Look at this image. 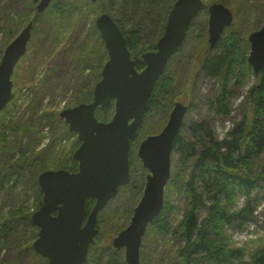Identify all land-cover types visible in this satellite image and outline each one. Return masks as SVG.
<instances>
[{
    "label": "trees",
    "instance_id": "trees-1",
    "mask_svg": "<svg viewBox=\"0 0 264 264\" xmlns=\"http://www.w3.org/2000/svg\"><path fill=\"white\" fill-rule=\"evenodd\" d=\"M113 1L53 0L44 13L36 15L31 0H0V58L5 46L21 28L33 21L32 47L29 50L27 48L30 53L21 58L23 62L26 61V68L21 75V88L24 91L20 93L24 102L18 103V96H15L0 112V189L12 192L11 189L18 184H26L34 192L36 210L42 203L36 181L39 174L52 168L77 171V164L69 153L71 149L77 148V142L72 141L68 154L61 151L57 155L50 151L54 143L66 136L74 137V134L68 132L66 125L58 118V112L53 110L57 102L51 101L48 107H44L43 102L47 96L65 97L69 92L72 96L65 108L90 102L99 72L107 60L103 41L94 25L96 16L106 13L117 24L125 37L134 67L140 72L144 68L140 55L155 50V44L163 34L168 11L175 0ZM202 1L208 5L215 0ZM235 10L240 16L238 7ZM240 11L250 17L248 23L247 18L239 17L243 30L223 32L213 49L202 50L197 63L198 73L214 79L217 84L212 98L206 100L208 110L216 116L228 117L230 114L228 102L232 92L229 84L233 77H237L236 84L243 82L242 76L248 68L247 31L258 30L263 24L264 0H244ZM205 15V8H202L191 21L183 42L170 57L164 74L156 81L143 123L157 112H170L175 77L170 75L168 64L173 56L182 51L183 44L191 35L197 39L198 46L203 45L206 36ZM85 21H90V29L95 32L92 40L74 36L73 31ZM195 55L192 53L190 58ZM41 68L43 71L40 76ZM254 78L255 83L249 88L246 98L248 112L223 139L218 140L208 121L202 120L188 127L189 139L179 131L173 142L172 153L177 160L172 164V154L163 208L149 223L145 234L148 237L152 231L156 235L172 237L175 244L171 251L173 248L175 250L170 264H264V244L253 253H248L249 259L246 261L244 249L231 247L230 237L226 234V227L242 229L246 223L253 222V204L264 199V69ZM192 107L193 103H188V109ZM19 109L23 112L21 116L17 113ZM113 110L114 102L110 101L104 108L95 111V117L107 122ZM184 126L183 122L181 129ZM44 127L47 128V136L43 133ZM158 130L153 134L158 133ZM47 138V145L38 152ZM128 157L130 169H135L132 148L129 149ZM142 182L141 178L138 183L130 178L128 184L118 190L132 189L133 194L129 198L134 196L133 208L141 197ZM171 193L182 194L186 199L182 215L172 221L169 213L174 206L168 203V194ZM239 196H244L245 201L237 208ZM93 205V199L87 201V213ZM132 207L126 205L124 215L127 213L131 216ZM33 212L30 213L28 206L5 210L0 205V264H23L20 258L23 248L26 245L25 251L29 250L28 247H31L37 236V233L35 235L32 232L30 223ZM96 227L100 228L98 221ZM124 227L119 228L118 232ZM140 248V256L144 261L143 246ZM84 264L126 263L123 251L118 252L107 246L101 249L94 240ZM154 264L166 262L156 258Z\"/></svg>",
    "mask_w": 264,
    "mask_h": 264
},
{
    "label": "water",
    "instance_id": "water-1",
    "mask_svg": "<svg viewBox=\"0 0 264 264\" xmlns=\"http://www.w3.org/2000/svg\"><path fill=\"white\" fill-rule=\"evenodd\" d=\"M36 15L42 14L52 0H32ZM208 14L207 43L213 49L224 29L232 26L233 12L223 3L205 6L202 0H175L167 15L163 34L155 50L144 52L138 72L126 46L125 37L106 13L95 19L103 41L107 61L92 90L91 101L66 108L58 117L76 134L78 148L72 159L77 171L46 170L37 176L42 194L40 208L30 216L38 229L31 245L34 253L49 264H83L90 244L98 236V213L114 198L118 189L129 182V147L148 107L156 81L164 74L168 60L183 42L191 21L202 8ZM33 22L29 21L3 49L0 58V112L13 97L11 80L19 60L26 54ZM247 41V63L253 74L264 69V23L251 32ZM114 102L107 122L99 121L95 111ZM188 106L175 102L167 122L156 135L146 136L137 156L147 170L142 195L133 208L129 224L111 240V247L124 252L126 264H140V245L149 223L163 207L164 188L170 178V157ZM93 199L89 213L86 203Z\"/></svg>",
    "mask_w": 264,
    "mask_h": 264
},
{
    "label": "rangeland",
    "instance_id": "rangeland-1",
    "mask_svg": "<svg viewBox=\"0 0 264 264\" xmlns=\"http://www.w3.org/2000/svg\"><path fill=\"white\" fill-rule=\"evenodd\" d=\"M220 1L224 2V5L227 6L233 12V16H234V21H233L232 26L224 29L223 32L226 33L229 30H241L242 31L243 26L241 22L239 21V17L240 19L247 18V23L250 20L249 14H244L240 11V6H242V4L244 3V0H240V3H239V0H215L212 3L220 2ZM207 4L209 5V3ZM236 7H238L240 16L236 14V10H235ZM246 13H247V8H246ZM19 14L21 15V12H19ZM97 14L98 12H96V15ZM205 19H206V36H205V39H204L205 42L203 43V45L198 46L197 39L195 38L194 35L193 36L191 35L183 44L182 51L176 56H173L168 64L169 73H171L170 75H173L175 77V81H174V84L171 90V93H172L171 108L173 106V103L176 101L182 102L184 104H188L190 102L193 103L192 109L190 110L188 109L184 117L183 122L185 123V126L180 130L181 135H184L185 137L189 139L190 132L188 131V127L191 124L199 123L202 120H206L208 121V124L212 132L214 133V135L218 138V140H221L224 138L225 134L232 128V126L239 121V119L244 115V113L248 112L246 111V108L248 107L247 106L248 101L246 103L247 93H248L249 88L255 83V78H254V74L249 64H248V68H246L245 74L242 76L243 82L241 84H236L237 77L232 78L229 84V90L232 92V97L229 99V102H228L231 108L230 114L228 117L216 116L214 112H211L210 110H208L207 105H206V100H210L212 98V94H214L217 90V84L214 79L203 77L202 75L198 73L199 72L198 67H197L198 59H200L202 56V50L207 49L208 47V43H207L208 14H207V11H206ZM90 27H91L90 21L82 22V25L77 26L76 30L73 31L74 36L78 39L83 38V39L92 40L95 32L94 30L90 29ZM249 33H251L250 29L247 31L246 38L248 37ZM31 39L28 43V50L32 47ZM147 41H149V38L147 39ZM29 53L30 52L28 51L27 54ZM192 53H196V55L193 58H190V55ZM24 62L26 63V61ZM24 62L23 60L18 62V64L16 65L14 69L12 77H11V80L13 83L12 92L14 93L13 98L15 96L16 97L18 96V103L20 104L24 102V99L21 98L22 95L20 94L24 91V88H21L23 86V82H21V75L26 68V64ZM42 68L39 70L40 76L43 71ZM197 75H198V78H196ZM195 78H196V83L194 84V87H193L192 83ZM71 96H72V93L70 92L67 93L65 97L64 96L62 97L59 95H57L54 98L51 95L47 96L45 97V100L43 102L44 107H48L51 101L55 104L57 102V105L55 108H53V110L59 113L61 110L65 108V106L67 105V101H69L68 99ZM21 112L22 110L20 109L17 110V113H19V116H21V114L23 113ZM168 115L169 113L167 112L162 113V111H160L148 117V119L144 123L142 119V122L136 131L137 134L135 133L134 134L135 137L133 136L134 138L131 139L132 141L130 143L129 149L132 148L134 151L133 163L135 164V169L134 168L129 169V181L131 178L133 181L138 183L141 178V181H143L142 182L143 188L145 184V176H146L147 171L143 168L142 163L137 156V150H138L139 144L147 135H150V133L153 134V132H155L158 129H159L158 131H160L165 126ZM63 125H65L64 122H63ZM47 132H48L47 128L44 127L43 133L46 136H47ZM72 141L77 142L79 146V142L76 138V135L74 134V137L66 136L62 138L61 141L54 143V147L52 145L50 149L51 153L52 154L55 153L58 155V152L62 151L63 154H68V151L71 149ZM47 142H48V138L43 141L38 152L44 149V145H47ZM76 149L74 150L71 149L69 153L73 154V151H75ZM172 152H171V155L173 154ZM71 158H72V155H71ZM176 160H177V157L175 154H173L172 164L175 163ZM75 163L77 164V162ZM52 170H59V169L52 168ZM130 170H133V171H130ZM11 190L12 192H8V191L6 192L5 190L0 189V205H3L5 210H8V209L16 210L24 206L29 207L30 213L36 210L35 204H34L35 203L34 192L29 190V187L26 186V184H18L17 187L12 188ZM131 192H132V189H129V188L126 189L125 191L124 190L118 191L116 196L112 198L109 201V203L98 213L97 221L100 225V228H99L100 234L94 240L97 241L101 249L104 246H107V247H110V249H113L111 247V240L116 236L118 229L123 227L124 225L126 226L127 224H129L131 216H128L127 213H125L124 215V209L126 205L128 207H132L135 201L134 196L129 198V195L133 194ZM164 194H166V192H164ZM168 195H169L168 203L174 206V208L171 209L169 213L170 220L172 221L174 218H177V217L179 219V216L182 215L181 210L186 205L185 196L182 194H177V193H171ZM244 199H245L244 196L238 197L237 208H240V206L245 201ZM253 208L255 210L254 211L255 220L253 222L246 223L242 229L234 230V229H231L230 227H226V234L230 237L231 247L244 249L245 254H246L244 258L246 261L249 259L248 253H253V251H255L262 244H264V199L254 202ZM122 218L126 219V221L123 220ZM97 221H96V224H97ZM32 227H33L32 232H35V235H36V233H38L37 228L34 226ZM23 233H24V229H22L21 235H23ZM26 235H29V234L26 233ZM149 235L150 236L148 237L144 235L145 238L143 236L142 241H141V246H143V252L145 254L146 259L142 261V257L140 256V264L141 262H143L142 264H154L156 258L164 259L166 264H170V259L172 257L173 251L175 250V248H173V251H171L172 245L175 244V242L172 240V237L170 235H167V236L156 235L152 231ZM28 248L29 250L25 251L26 250V245H25L23 248L22 255L20 256V258H22L23 264H46L47 263L45 258L34 253L31 247H28ZM28 251H31V252H28ZM121 251L123 250H119L118 252H121ZM88 256H89V250H88L87 258Z\"/></svg>",
    "mask_w": 264,
    "mask_h": 264
},
{
    "label": "flooded vegetation",
    "instance_id": "flooded-vegetation-1",
    "mask_svg": "<svg viewBox=\"0 0 264 264\" xmlns=\"http://www.w3.org/2000/svg\"><path fill=\"white\" fill-rule=\"evenodd\" d=\"M207 48H208V47H207ZM186 105H188V104H186ZM60 120H61V119H60ZM62 121H63V120H62ZM63 122H64V121H63ZM156 134H157V133H156ZM156 134H152V135H156ZM46 261H47V264H49L47 259H46Z\"/></svg>",
    "mask_w": 264,
    "mask_h": 264
}]
</instances>
